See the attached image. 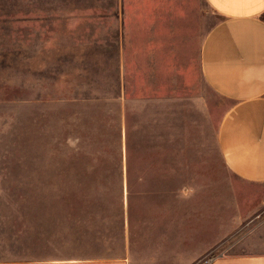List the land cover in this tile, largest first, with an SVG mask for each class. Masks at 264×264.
I'll return each mask as SVG.
<instances>
[{
	"label": "rangeland",
	"instance_id": "rangeland-1",
	"mask_svg": "<svg viewBox=\"0 0 264 264\" xmlns=\"http://www.w3.org/2000/svg\"><path fill=\"white\" fill-rule=\"evenodd\" d=\"M221 19L206 0H0V261L211 264L264 252V184L227 167L219 130L233 101L201 71ZM120 106L144 178L129 201L125 123L123 184L118 171L100 179L124 196L76 200L105 212L71 227L49 214L47 186L71 182L74 152L100 149L79 140L84 121L106 133Z\"/></svg>",
	"mask_w": 264,
	"mask_h": 264
},
{
	"label": "crops",
	"instance_id": "crops-1",
	"mask_svg": "<svg viewBox=\"0 0 264 264\" xmlns=\"http://www.w3.org/2000/svg\"><path fill=\"white\" fill-rule=\"evenodd\" d=\"M206 2L222 19L202 45V75L219 95L233 101L220 125L221 153L235 176L249 183L264 184V0ZM0 264H128V261L125 257L35 259L0 261ZM211 264H264V252L224 255Z\"/></svg>",
	"mask_w": 264,
	"mask_h": 264
},
{
	"label": "trees",
	"instance_id": "trees-1",
	"mask_svg": "<svg viewBox=\"0 0 264 264\" xmlns=\"http://www.w3.org/2000/svg\"><path fill=\"white\" fill-rule=\"evenodd\" d=\"M122 109L120 106L118 109V115L112 118V121L108 122L109 129L105 133L101 129L99 121H84L82 124L83 131L88 130L79 137V140L88 144L87 141L93 142L95 149L91 152L85 150H79L72 154L71 164L66 170L71 172V182L64 183L63 181L52 182L47 186L46 196L51 200L70 199L71 201L67 205L54 204V200L49 202V214L60 216L66 214L71 217L69 225L75 227L76 224L72 219L76 216H95L105 212V207L98 204L83 205L80 202L84 200H92L101 197H116L121 198L124 196V190L112 192L110 190H103L100 186V179L103 177V181L113 179L115 171H118V179L123 184L124 180V152H123V132L125 130L126 123V166H127V183H128V200L132 199V188L135 182L142 180L144 176H138V154L141 147L137 141L138 137L132 136L134 126L131 122L122 118ZM88 126V127H87ZM134 140L137 147L134 150ZM90 142V143H91ZM102 143L104 146H102ZM101 149H106L104 152ZM70 175H68L69 177ZM61 175L58 174V178ZM63 177V175H62ZM67 177V178H68ZM57 178V177H56ZM67 185V186H66ZM109 189L112 187L109 186ZM76 200H81L80 202ZM78 202V203H76ZM126 210L122 207L121 213L125 216ZM133 209L128 208V213L132 214ZM79 226H81L79 224ZM88 227L96 228L91 224Z\"/></svg>",
	"mask_w": 264,
	"mask_h": 264
}]
</instances>
